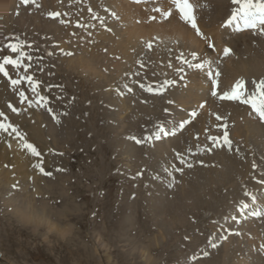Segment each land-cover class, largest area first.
<instances>
[{
    "label": "bare ground",
    "instance_id": "obj_1",
    "mask_svg": "<svg viewBox=\"0 0 264 264\" xmlns=\"http://www.w3.org/2000/svg\"><path fill=\"white\" fill-rule=\"evenodd\" d=\"M0 1L1 34H7L12 28L11 22H16L32 34L44 37L50 51L59 45L73 52L78 57V64H68L81 70L82 75L99 81V86H104L106 90L103 92L105 96L118 98L122 102L138 98L149 100L148 97L160 102L159 106L156 104L153 108L154 111L149 110L154 112L156 123H160V128L152 129L155 135L152 153L156 154L158 162L159 195L153 192L150 200L152 206L158 208L161 239L171 233L174 235L183 223H191L187 219V212L194 210L190 213V219L201 211L204 216L211 215L212 222H216L220 211L219 222L224 218L227 229L220 231L218 225L219 231L208 245L219 248L224 263L211 260L207 264H264V234L260 231L264 227V214L248 215L254 210L251 209L253 205H256V210L264 212V115H249L244 107L217 102L209 94L206 81L202 82L199 78L200 69L216 54L205 47L199 39L200 34L194 33L193 29L179 23L174 17L161 24H148L140 10L142 6L114 0ZM240 2L255 9L264 8V0H208V10H204L200 18L204 33L214 35L219 46L230 43L235 48V56L230 55L224 61L213 59L212 64L219 67L220 80L225 86L244 76L264 82V27L230 35L229 39L225 38L227 30L219 28L220 22ZM11 35L9 33L7 39ZM2 45L3 41L0 47ZM197 51L198 56L195 55ZM22 59L26 62L23 56ZM0 61H3L1 51ZM199 61L201 65L194 67L193 63ZM34 65L39 67V64ZM131 77L137 80L129 82ZM32 84L28 86L31 104H25L33 118L31 121H34L30 125L33 124L35 130L39 131L40 126L35 119L38 121L42 116L41 106H44V102L40 98L39 84ZM260 90L264 93V86ZM204 100L206 107L201 112L198 104ZM261 106L264 109V100ZM127 108L125 105V110ZM149 110L146 108L142 114L147 115L145 112ZM191 110L199 119L190 117ZM228 110L233 114L231 121H236L232 136L238 141L227 145L217 140L214 146L213 137L218 135L219 129L217 122L228 121ZM23 116L22 111L10 112L12 127L23 121ZM12 127L9 125L8 131ZM166 130L167 133H164ZM196 134L202 137H194ZM126 146V150L132 147L129 143ZM28 164L30 174L35 178L37 171L33 163ZM5 182L8 184L9 181ZM12 189H19V185H12ZM10 202H13V209H17V215L30 219L32 203ZM45 228L48 233L59 234L62 240L72 231L71 225L47 223ZM38 229L39 226H34V232ZM246 234L250 235L252 242L242 240ZM146 262L149 261L146 259Z\"/></svg>",
    "mask_w": 264,
    "mask_h": 264
},
{
    "label": "rangeland",
    "instance_id": "obj_2",
    "mask_svg": "<svg viewBox=\"0 0 264 264\" xmlns=\"http://www.w3.org/2000/svg\"><path fill=\"white\" fill-rule=\"evenodd\" d=\"M10 28L11 32L0 33V44H4L0 51L11 74L7 79L0 72V264L224 263L219 248L208 243L219 229H227L224 218L219 222L220 211L216 222L201 211L191 220L194 210L187 212L191 223H183L174 232L177 236L171 233L161 239L158 208L150 200L153 192L159 195L152 129L160 128V123L152 111L160 102L149 97L123 102L109 98L99 81L68 64H78L73 52L59 45L50 51L44 37L16 22ZM9 33L13 36L7 39ZM136 80L131 77L129 82ZM32 83L39 84L47 99L42 100L40 121L35 119L39 131L30 125L34 121L27 112ZM146 108L152 111L144 115ZM16 110L22 111L26 121L12 127L9 113ZM128 143L130 150H126ZM29 162L37 171L35 178ZM14 184L19 189H12ZM11 199L17 204L32 203L30 219L16 214ZM47 223L71 225L72 231L62 240L56 232H47ZM34 226H39L37 232ZM260 231L264 234V227ZM242 240L252 242L247 234Z\"/></svg>",
    "mask_w": 264,
    "mask_h": 264
}]
</instances>
